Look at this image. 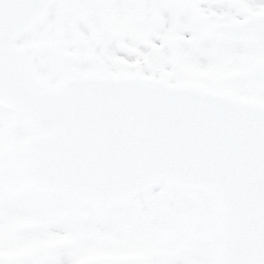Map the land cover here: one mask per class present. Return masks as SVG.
<instances>
[{"label": "snow or ice", "instance_id": "snow-or-ice-1", "mask_svg": "<svg viewBox=\"0 0 264 264\" xmlns=\"http://www.w3.org/2000/svg\"><path fill=\"white\" fill-rule=\"evenodd\" d=\"M0 264H264V0H0Z\"/></svg>", "mask_w": 264, "mask_h": 264}]
</instances>
